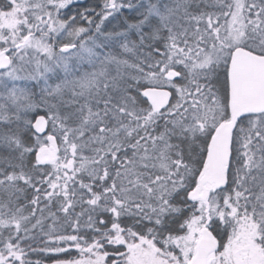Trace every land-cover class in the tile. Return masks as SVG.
<instances>
[{
    "label": "snow or ice",
    "instance_id": "obj_1",
    "mask_svg": "<svg viewBox=\"0 0 264 264\" xmlns=\"http://www.w3.org/2000/svg\"><path fill=\"white\" fill-rule=\"evenodd\" d=\"M0 264H264V0H0Z\"/></svg>",
    "mask_w": 264,
    "mask_h": 264
},
{
    "label": "trees",
    "instance_id": "obj_2",
    "mask_svg": "<svg viewBox=\"0 0 264 264\" xmlns=\"http://www.w3.org/2000/svg\"><path fill=\"white\" fill-rule=\"evenodd\" d=\"M72 255H75V253L73 252Z\"/></svg>",
    "mask_w": 264,
    "mask_h": 264
}]
</instances>
